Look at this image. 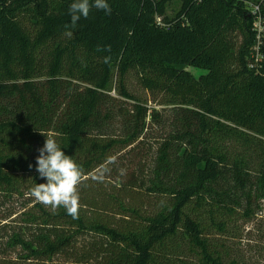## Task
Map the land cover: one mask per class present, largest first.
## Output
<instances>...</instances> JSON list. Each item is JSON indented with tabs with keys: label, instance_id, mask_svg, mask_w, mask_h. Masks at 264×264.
Instances as JSON below:
<instances>
[{
	"label": "trees",
	"instance_id": "obj_1",
	"mask_svg": "<svg viewBox=\"0 0 264 264\" xmlns=\"http://www.w3.org/2000/svg\"><path fill=\"white\" fill-rule=\"evenodd\" d=\"M170 1L107 0L66 28L73 0H0V264H264L250 2ZM37 129L83 169L78 219L31 195Z\"/></svg>",
	"mask_w": 264,
	"mask_h": 264
},
{
	"label": "clouds",
	"instance_id": "obj_2",
	"mask_svg": "<svg viewBox=\"0 0 264 264\" xmlns=\"http://www.w3.org/2000/svg\"><path fill=\"white\" fill-rule=\"evenodd\" d=\"M103 10L105 14L111 13V7L107 0H73L69 6L71 24L65 25L66 28H75L77 22L87 18L91 9ZM68 37L72 32H66ZM107 62V58L106 61ZM38 130V129H37ZM41 135L46 137L43 147L38 149L39 155L36 157V171L41 178L46 179V183L36 184L31 189V195L36 201L51 206L55 212L63 207L67 214L73 219H78L80 203L77 186L84 177L83 169L75 160L66 155L59 147L52 133H44L38 130ZM32 165H29L31 168ZM110 171L106 166L94 177L97 181L104 179V174ZM123 174V170H121Z\"/></svg>",
	"mask_w": 264,
	"mask_h": 264
},
{
	"label": "built area",
	"instance_id": "obj_3",
	"mask_svg": "<svg viewBox=\"0 0 264 264\" xmlns=\"http://www.w3.org/2000/svg\"><path fill=\"white\" fill-rule=\"evenodd\" d=\"M250 10L252 15L255 16L254 25L257 29V56L261 57V54L259 52V45L260 43H264V0L250 2Z\"/></svg>",
	"mask_w": 264,
	"mask_h": 264
},
{
	"label": "rangeland",
	"instance_id": "obj_4",
	"mask_svg": "<svg viewBox=\"0 0 264 264\" xmlns=\"http://www.w3.org/2000/svg\"><path fill=\"white\" fill-rule=\"evenodd\" d=\"M248 1L249 2H253L254 0H248ZM180 6H181V0H171L166 5L165 13L169 17L174 16L178 12ZM236 40L239 43L241 41V37H236ZM236 40H235V42H236ZM186 69L189 70L190 72H192L196 77L200 76L201 74H205L206 73L205 70L193 68V67H190V66L186 67Z\"/></svg>",
	"mask_w": 264,
	"mask_h": 264
}]
</instances>
